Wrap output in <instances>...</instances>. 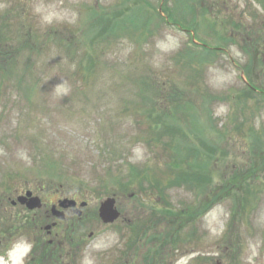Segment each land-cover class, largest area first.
<instances>
[{
  "label": "rangeland",
  "instance_id": "obj_1",
  "mask_svg": "<svg viewBox=\"0 0 264 264\" xmlns=\"http://www.w3.org/2000/svg\"><path fill=\"white\" fill-rule=\"evenodd\" d=\"M27 190L88 202L52 264H264V0H0V255L40 264Z\"/></svg>",
  "mask_w": 264,
  "mask_h": 264
},
{
  "label": "flooded vegetation",
  "instance_id": "obj_2",
  "mask_svg": "<svg viewBox=\"0 0 264 264\" xmlns=\"http://www.w3.org/2000/svg\"><path fill=\"white\" fill-rule=\"evenodd\" d=\"M34 194L36 195V193L34 192ZM39 195V194H37ZM41 196V199H42V207L40 209H37L35 211H41V216L39 217V222L41 223H44L45 225L44 226H47V225H51L50 228H46L44 227V230L46 231L44 237L42 239H40L42 242H41V248H40V251H34L32 254H31V258H29L30 262L32 261H36L37 258H39L40 256L42 257L43 260H47V258L49 257L50 259H52L53 257V254L56 252H58V249H61L62 251V247L66 246L67 245V241L62 239L60 240V237H58V233L55 234L54 238H51V234H52V231L53 229H56L57 227H59L63 222L61 221H64V220H58L57 217L54 215L53 213V208L56 206L58 210L60 211H63L64 212V215H65V220H68L70 218H74V215H80L82 216L84 214L83 210L85 207H81V200H79V198L75 197V196H70V195H67V196H61V197H58L56 200H52L50 202H47L45 201V197L43 195H40ZM64 198H69V199H73V200H76V205L74 206H71V207H61L59 205V201L61 199H64ZM17 205H20L21 207H23L24 209H28L25 205H22V204H17ZM17 205H14V206H17ZM81 210V214H78L77 210ZM29 210V209H28ZM34 210L32 211L33 213L35 212ZM79 216V217H80ZM45 238V239H44ZM72 241H70L71 243H74V238H71ZM56 251V252H55ZM54 252V253H53ZM39 253V254H38ZM49 254V255H48ZM51 261V260H49ZM130 263V260L128 261L127 259L125 260V264H129ZM49 264H52V262H50ZM124 264V263H123Z\"/></svg>",
  "mask_w": 264,
  "mask_h": 264
},
{
  "label": "water",
  "instance_id": "obj_3",
  "mask_svg": "<svg viewBox=\"0 0 264 264\" xmlns=\"http://www.w3.org/2000/svg\"><path fill=\"white\" fill-rule=\"evenodd\" d=\"M12 202L13 204H17V202H19L23 205H26L31 210L42 207L41 198L39 196H34L31 190H28L26 194L18 196L17 199L13 200ZM116 203H117L116 198L114 196L108 197L101 203L99 208V216L104 223L106 224L114 223L116 220L120 218L121 213L120 210L117 208ZM59 205L68 208L76 205V201L66 198L61 200L59 202ZM85 205L86 202L82 203V206ZM77 212L78 214H81V210H77ZM53 213L60 220H63L65 218L64 212L58 210L56 207L53 208ZM50 227L51 225L47 226V228Z\"/></svg>",
  "mask_w": 264,
  "mask_h": 264
},
{
  "label": "clouds",
  "instance_id": "obj_4",
  "mask_svg": "<svg viewBox=\"0 0 264 264\" xmlns=\"http://www.w3.org/2000/svg\"><path fill=\"white\" fill-rule=\"evenodd\" d=\"M44 22L51 23L52 16L43 17ZM33 244L27 238H21L0 255V264H25V260L32 251ZM17 249H22V255L17 254Z\"/></svg>",
  "mask_w": 264,
  "mask_h": 264
},
{
  "label": "trees",
  "instance_id": "obj_5",
  "mask_svg": "<svg viewBox=\"0 0 264 264\" xmlns=\"http://www.w3.org/2000/svg\"><path fill=\"white\" fill-rule=\"evenodd\" d=\"M248 85H249V87H251L250 84H248ZM251 88H252V87H251ZM252 89H253V88H252ZM254 91H257V90L255 89ZM77 195L79 196V194H77ZM53 253H54V252H53ZM48 255H49V254H48ZM53 257H55V253L53 254ZM53 257H52V259H53ZM52 259H50V258L48 257L47 260H43L41 256H40L39 258H37V260L39 261L40 264H49V263H50L49 260H52ZM37 260H36L35 262H37Z\"/></svg>",
  "mask_w": 264,
  "mask_h": 264
}]
</instances>
